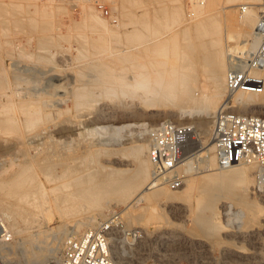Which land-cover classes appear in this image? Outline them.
I'll return each instance as SVG.
<instances>
[{"label": "bare ground", "instance_id": "bare-ground-1", "mask_svg": "<svg viewBox=\"0 0 264 264\" xmlns=\"http://www.w3.org/2000/svg\"><path fill=\"white\" fill-rule=\"evenodd\" d=\"M101 1L94 4L79 0L81 18L71 21L88 23L93 29L115 37L117 29L107 25L100 13L103 6ZM190 2L192 8L184 15V26L178 32L164 36L161 41L156 40V43L149 44L151 41L146 38L148 23L145 26L143 20L140 24V17L138 21L133 18L139 27L133 22L137 27L129 29L126 40L129 38V43L131 39L135 42L141 40L134 48L131 46L135 50L133 53L130 50L124 53V49H121L117 53L114 51L117 56L113 58L93 57L92 51L82 48L95 46L93 42L97 40H87L82 34L84 37L80 38L85 41L78 40L75 50L84 60L83 66L75 71L76 78L70 80L71 85L54 101L46 100L45 93L37 90L35 95L21 94L19 83L21 76L23 80L25 77L18 74L20 78L17 75L12 81L7 76L17 69V64L5 66L0 63V134H16L21 129H30L35 123V133L26 137L25 143L28 153L31 151L29 155L35 156V163L29 157L10 175H0V264H5L4 258L13 254L19 255V264H36L41 260L43 264L46 261L59 264L64 238L77 233L83 225L96 222V217H106L108 208L116 205L121 206V210L112 212L107 219L119 214L126 224L152 228L156 230L153 232L159 243L175 239L171 231L162 233L164 226L180 223L179 227L183 230L180 238L185 246L195 245L205 251H209L210 247H220L223 264L239 260H243L244 264H264V256L256 249L264 241V209L258 206L255 198V195H259V198L262 196L257 189L262 191L264 187V171H261L263 176L260 174L258 178L260 169L255 162L217 166L211 136L212 124V141L202 152L203 140L195 125L204 127L207 121L193 119L196 115L213 118L226 103L229 97L225 82L227 54H244L245 50L256 45L257 39L253 37L252 30L257 19V5L261 0ZM239 4L246 5L242 6L243 13L237 18L227 15L225 7ZM24 7L19 0H0V34L7 35L4 44L12 45L8 49V53H11L9 56L13 57L15 50L18 56H29L30 60L35 57L37 62H50L54 55L51 47L59 49L58 41L68 40L71 35L67 36V29L63 31L60 27L64 23L58 22L56 27L36 25L35 6L33 10ZM221 21L223 27L220 26ZM12 22L25 29L30 26L28 36L10 34L8 26ZM100 36L96 38L102 41L105 36L102 39ZM229 41L233 45H226ZM95 43L98 44L96 48L105 49L104 43V47L101 42ZM108 54L111 53L105 55ZM67 59L72 58L63 56L54 60L43 73L61 81L62 76L58 71L61 63L66 65ZM199 72L203 73L206 83L201 87H205L203 91H197L194 85ZM61 83L51 84L59 86ZM121 97L129 99L127 106L119 108L105 102L97 103L100 99L115 98L113 102L116 100L115 103L118 101L121 104H116L122 106L123 102L119 101L123 100ZM231 99L232 106L240 111L264 112V69L250 71L246 82L232 94ZM72 109L74 114L69 113ZM171 115L192 118L184 123L194 124L198 141L197 149L181 168L187 177L183 178L182 186L176 189L155 180L153 165L148 157L147 139L140 137V132L144 133L148 126L143 120ZM39 123L43 124L36 128ZM73 128H82L74 132L80 136L98 132L97 139L91 140L89 136L81 143L82 155L67 153L61 146L59 137H68L66 135L73 133ZM132 128H139L140 135L137 134L133 140L131 138L126 147L124 143H127V138L121 140L113 137V133L123 129L131 131ZM27 149L19 150L25 155ZM44 203L56 206L62 226L71 223L69 226L72 229L68 233H55L51 227L42 226L40 219L35 218V210ZM167 213L175 214L180 222H167ZM231 215L236 222L232 228L226 229L229 220L225 219L226 223L222 224L220 219ZM142 231L145 237L147 233ZM27 232H30L28 236ZM50 232L52 237L48 242L39 238L41 234ZM15 235L17 239L8 242L7 239H13ZM144 237L137 241L135 249L117 245L113 252L125 260L143 256L146 253L143 249ZM233 238L248 242L252 249L242 251L226 245L228 242L232 244L230 240ZM27 241L34 244L30 252H26L24 245Z\"/></svg>", "mask_w": 264, "mask_h": 264}, {"label": "rangeland", "instance_id": "rangeland-1", "mask_svg": "<svg viewBox=\"0 0 264 264\" xmlns=\"http://www.w3.org/2000/svg\"><path fill=\"white\" fill-rule=\"evenodd\" d=\"M5 1H8V0H5ZM84 1L91 2V3L95 4L99 0H84ZM19 2L23 7L26 6L24 8H27L29 10H33L34 9L33 7L35 6L36 25L39 23V25H42V26L56 27V24L58 25L59 23L60 24L64 23L63 24L64 26L60 25V27L62 28L63 31L67 29V33H68L67 36L71 35V36H69V38L67 37L68 40H65L66 39L65 38L64 40L60 39L58 41L57 44H58V46L61 47V49H60V47H59V49H57L58 47L57 48L51 47L50 50L52 52H54V55H52V57H51V60L53 59L52 61H50V62H39L38 61L37 62V60H35V57H32L30 60L29 56L28 57L26 56V58L24 57V55H23V57L18 56V54H17L18 51H15V50L12 54L13 57H10L11 53H8V49H10V47L12 45L7 46L6 44H4V43H6L5 39L7 38V35L5 36L4 34H0V47L1 48L3 47L2 49L0 48V63H4L5 66L6 65L10 66L9 63L17 64L16 65L17 69L10 71L9 74H7L9 79L13 81V79H15V77L18 74L20 76L23 75V78L24 77L25 78L23 80L22 76H21V79H20L21 82L19 83L20 84L19 89H20L21 94H23V95H26V94L27 95H29V94L35 95V91L37 90L38 92L45 93L46 100L50 99L51 101L56 100V98H58L60 95H62V91L71 85L72 81H70V80H74L76 78L77 70L83 66L84 60H81V58L79 57L81 55H78L77 50H75L77 41L82 40V38H80V36L84 37V36H82V34H85L84 38H86L87 40H91V39H93L94 41L97 40L95 42H97V43L101 42V44L104 43V45H106L105 49L102 47L96 48L98 44L93 42V45H95V46H86V47H83L82 50L86 51V49H87V51H92L94 53L93 57L106 56L105 58L109 59L112 56L114 57L116 55L115 53H117V51L118 50L120 51L121 49H124V53H128V50H130L129 52H131V53H133L135 51V50H133V48L135 46H137L138 43L141 42V40H140V42H135L133 39H131V41H134V42L130 41V43H129V38H128V41L126 40V38H127V36L129 37V34H128L129 29H131V28L133 29L134 28L133 26H135V24H133V22H135L137 24V22H136V20L138 21L137 18L140 17L139 18L140 24L142 23V20L145 21V26H146V23H148L146 28H148L147 32H148L149 36L147 35L146 38L148 37L147 39L149 41H151V43H149V44H152L154 42L156 43V40L159 41L160 39L165 38L168 34H171L173 32L175 33V31L178 32L184 26V21L186 19V16H184V15H186L187 14L186 12H189L192 8L191 7L192 4H191L190 0H102L101 2H102L103 6H101V8H100V10H101L100 13L106 19L107 25L113 27L114 30L117 29L116 30L117 32H115V33H117V36H115L116 37L115 38L110 33H107L108 34L107 35L106 32H104V31L102 32V30H99L97 28L93 29V27H91L88 23L82 22V24H85V25H82L81 22L75 23V22L71 21L73 18L77 19V20H79L81 18V9H80L81 7L79 5V0H19ZM239 6L242 7V6H246V5L245 4H242V5L239 4V5L233 6L234 8L233 7H225L224 9L227 10V11L225 10L227 12V15L231 14L232 17L237 18L241 13H243V10H244V7L242 10L241 7H239ZM179 8H181L180 9L181 13H180V11H178ZM229 8H232V9L228 10ZM177 11H178L179 15L177 14ZM133 14H134V16H132ZM182 16L184 19L181 18ZM145 17H147V19ZM133 18H136V20ZM133 20H135V21H133ZM138 24H137V26L139 27ZM222 24H223V22L221 21V23H220L221 27H223ZM66 26L67 27L69 26V29ZM86 26H89L90 28H87ZM137 26H135V27H137ZM75 28H77V29H75ZM150 28H153V29L150 30ZM8 30H9L10 34H18L19 33L21 35L26 34V36H28V33L31 31V27L26 26V29H25V27L20 26L17 22L16 23L12 22L9 24ZM149 31H152L150 33L153 36L150 35ZM147 32H146V34H147ZM75 33H76V35H75ZM100 34L101 35L103 34L105 37L103 35L100 36ZM123 34H124V36H123ZM190 34H192V33L190 32ZM96 35L100 36L101 39L104 37V39L102 41L98 40L96 38L97 37ZM26 36H24V37H26ZM113 37H114V39H113ZM84 38L82 41H85ZM104 40H106V42H104ZM111 42L115 43V45L112 44ZM101 44H99V46ZM135 44H137V45H135ZM230 44L233 45V43L231 41L226 42V45H230ZM101 46H103V44ZM131 46L133 48H131ZM63 47H64V49H63ZM107 47H108V49H107ZM128 47H130V48H128ZM66 48H69V49H66ZM111 48H113L115 50H113V49L111 50ZM223 48H224V43H223ZM238 48H239V46H238ZM238 48H236V49H238ZM97 49H99V50L96 51ZM57 50H58V52H56ZM102 50H103V52H102ZM11 51H13V50H11ZM114 51H115V53H114ZM5 52H6V54H5ZM95 52L98 55H96ZM108 52L111 54L105 55ZM7 54H8V56H7ZM15 54H17V55L15 56ZM65 54H67V55H65ZM63 56L64 57L69 56L72 59L71 60L67 59L68 61L66 60L67 61V63H65L66 65L63 64L64 62L61 64H60V62H58V64H60V70L58 72L62 76L61 81L51 79L48 74L43 73V71H45V69L49 68L50 65H52L54 60L56 61L57 59H60ZM6 57H9V58H6ZM18 64H19V67H18ZM25 67H26V69H25ZM2 74H4V73H2ZM126 74L131 75L130 72H126ZM12 75H14V76H12ZM19 75L17 76L18 78H20ZM200 75H202V76H200ZM52 82L53 83L62 82V83L59 86H54L53 84H51ZM204 84H206V83L204 81L203 73L199 72L198 80H197V82L194 83L196 90L197 91H203L205 89V87H203V89H201V87ZM32 92H34V93H32ZM121 98H123V100H124V101L122 99L119 100V101L123 102L122 106L117 105V104H121V103H117L118 102L117 101L116 102L117 104H116L115 103L116 100L113 102V99H115V98H111L112 100L111 99L110 100L109 99H100L97 103L101 104V102H105V103H108L112 106L116 105V107H119V108L127 106L129 99L126 97H121ZM232 105H233V102H232ZM69 107H70V103H69ZM233 109L240 111V109L235 107V106H233ZM247 112H250V111H247ZM69 113L74 114V109H72ZM255 113L264 117V112H258V111L256 112L255 111ZM51 117L53 118V116H51ZM195 117L193 119H198V120L199 119H202V120L205 119V121H207V122H205L204 127L199 126V125H195L198 129V132L201 135V140H203V148H202L203 151L202 152H204V149L208 146L207 144H209L212 141L210 139V129H211V124H212L213 118L207 117L205 115L204 116L203 115H196ZM151 120L152 119L143 120L146 123H148L147 124L148 126H147V130L144 131V133L140 132V134H141L140 137H145L147 139V134H148V130L150 129V127L156 126L161 121L174 120V121L179 122V123H184V122H187L189 120H192V118L182 117L179 115H171V116H167V117H163V118L153 119L152 121ZM134 121L140 122V120H138V121L134 120ZM34 124L35 123H33L32 127L30 129H28V128H27V130L21 129L16 134L15 133L14 134L13 133L12 134H10V133L9 134H7V133H1L0 134V172H1L0 175H2V176H3V174H4V176L10 175L14 170H18V168H20L24 159H27L29 157H31L33 162L35 163V156L32 157V154H30L31 156L29 155V153H31V151H29V153H28V149H27L28 145L25 144L26 140H27L26 137L28 138L29 136H32L35 133V125ZM42 124L43 123H39V125H37L36 128ZM118 124L119 123H117L115 125H118ZM138 129L139 128H132L131 131H128V129H123V130H120L119 132H116L115 134L113 133V135H114L113 137L121 138V140L124 138H127V140H126L127 143H124V146L126 147L130 143L131 138L133 140L137 136V134H139ZM81 130H82V128H77V130H75V128H73V130H72L73 133L66 135L68 137L65 138L64 137L65 135L59 137V139L61 140V146L62 147L64 146L65 150L68 151V152L66 151L67 153L72 152L71 154L82 155L81 151L83 150V148L81 147L82 146L81 143H83L84 139L89 138V136H90L91 140L98 138V132L95 133V131H93L92 135L86 134L87 136L84 135L85 133H83L81 136H80V134L74 133L75 131L77 132V131H81ZM127 131L129 132V134H130V132H132V134L127 135L126 134V133H128ZM206 132H208V133H206ZM63 142H64V144H62ZM67 142H69V143H67ZM147 142H148V139H147ZM12 146L14 148H12ZM25 148L27 149V151H26L27 154L24 155L21 152L23 150H26ZM17 149H18V151H17ZM19 149H22V151ZM29 150H31V148ZM69 150H70V152H69ZM16 152H17V154H16ZM261 171L262 170L260 169L259 172L261 173ZM186 174L187 173H185L184 178L187 177ZM262 176H263V174H262ZM261 189H262V191L257 189V192L260 193L262 196L259 198V195H257V196L255 195V198H256V203L258 204V206L260 208L264 209V191H263L264 187ZM55 207L56 206L52 203H48V204L44 203L40 208L35 210V216L37 215L35 218L40 219L42 226L47 225L48 227H51L55 233H59V232L68 233L72 229V227L69 226L71 223L68 224V226L67 225L62 226V223L60 222L61 219H60L59 215L57 214V209ZM120 210H121V206H119V205L109 207L107 212H106V215H105L106 217H102V216L96 217V222H93L92 224L83 225L80 228L81 230L79 229V231L77 233H75L71 236H76V235L82 233L83 231H85L88 228L93 227L96 223H98L100 221L108 220L107 217L111 216L112 212H119ZM114 217H116V219H119L123 223V225L127 228H137V229L145 230L147 233L146 236L144 237V241H143L144 242L143 249H144V252H146V253L143 256L141 255L140 257L139 256L133 257L134 259L131 258L133 260L145 262L148 264H150V263L151 264H223L221 262L222 258H221V248L220 247L219 248L218 247H210L209 251H208V249L205 251V249H203L202 247L198 248L195 245H186L185 246V244H183V242L181 241V238H180L181 237L180 235L183 234V230L181 229V227H179L180 220L173 213H167L166 214V218H165L166 221L167 222L173 221V222H176L179 224L178 225H170V226L166 225L161 230H162V233L166 232V231H171L174 234L175 239L172 242L171 241L170 242H166V241L163 242L162 241V243H159V241H158L157 244L150 242V237L153 236V234H154V232H156V230H152V228L142 227V226H139L136 224H126L125 219L123 217H120L119 214H116ZM229 218L224 217V218L220 219L222 224L226 223L225 219L229 220L228 221L229 225L227 227H225L226 229L232 228V226L236 222V220L234 219V217L232 215L229 216ZM51 233L52 232L43 233L39 236V238L41 240H43L44 242H48L50 240V238L52 237ZM29 234H30V232H27L26 236H28ZM67 237H69V235L64 238L63 242L65 241V239ZM12 238L13 239H11V238L7 239V240H9L8 242H12V240L17 239V235L12 236ZM225 240L228 241V239H225ZM230 242H232L233 245L229 244V242L226 243V245H228L229 247H234L237 250L246 251V250L252 249L251 246L248 244V242L246 243V241H240V239H234L233 238L230 240ZM30 243L31 242L27 241L24 244L25 248L27 249L26 252H30V250H32V248L34 246V244H32V243L30 244ZM261 244L262 245L257 246L256 249L259 252H261V254L264 256V241ZM62 245H63V243H62ZM237 246H239V247H237ZM240 246H241V248H240ZM136 247H137V245H136ZM61 249H62V247H61ZM9 261H14V262L18 263L19 255H14V254L9 255V256H6L3 260V262L5 264L9 263ZM203 261H206V262H203ZM40 262H42V260ZM40 262H38L36 264H43ZM46 262H48V261H46ZM232 264H244V263H243V260H239V261H235Z\"/></svg>", "mask_w": 264, "mask_h": 264}, {"label": "built area", "instance_id": "built-area-1", "mask_svg": "<svg viewBox=\"0 0 264 264\" xmlns=\"http://www.w3.org/2000/svg\"><path fill=\"white\" fill-rule=\"evenodd\" d=\"M199 1L203 3L204 0ZM256 14L252 30L253 37L257 39L256 45L245 50L244 54H227L225 82L229 97L213 117L211 134L219 167L255 162L258 169L264 171V117L233 109L231 99L232 94L246 82L250 71L264 69V0L257 5ZM196 136L195 127L191 123L164 120L150 127L147 134L148 157L157 182L171 189L182 186L185 173L181 168L197 149ZM260 174L263 172L258 171L257 176ZM155 236L154 233L150 237V242L157 244ZM143 237L141 229L127 228L119 219L112 217L76 236L67 237L61 249L59 264H148L133 259H120L113 252L117 245L135 249L137 241ZM7 264L19 263L9 261Z\"/></svg>", "mask_w": 264, "mask_h": 264}]
</instances>
